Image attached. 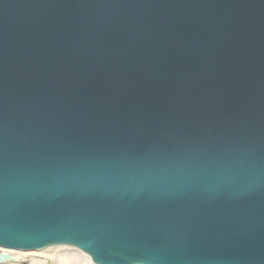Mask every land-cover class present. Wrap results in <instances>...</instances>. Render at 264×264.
<instances>
[{
	"label": "water",
	"instance_id": "95a60500",
	"mask_svg": "<svg viewBox=\"0 0 264 264\" xmlns=\"http://www.w3.org/2000/svg\"><path fill=\"white\" fill-rule=\"evenodd\" d=\"M95 264H264V0H0V247Z\"/></svg>",
	"mask_w": 264,
	"mask_h": 264
},
{
	"label": "bare ground",
	"instance_id": "6f19581e",
	"mask_svg": "<svg viewBox=\"0 0 264 264\" xmlns=\"http://www.w3.org/2000/svg\"><path fill=\"white\" fill-rule=\"evenodd\" d=\"M49 249L52 252L47 253ZM50 251V250H49ZM95 264L82 252L67 246L38 251H22L0 247V264Z\"/></svg>",
	"mask_w": 264,
	"mask_h": 264
},
{
	"label": "rangeland",
	"instance_id": "374dc122",
	"mask_svg": "<svg viewBox=\"0 0 264 264\" xmlns=\"http://www.w3.org/2000/svg\"><path fill=\"white\" fill-rule=\"evenodd\" d=\"M50 250V251H49ZM48 251H47V253H49V252H52L53 250L52 249H49ZM53 263V261H51L50 262V264H52Z\"/></svg>",
	"mask_w": 264,
	"mask_h": 264
}]
</instances>
